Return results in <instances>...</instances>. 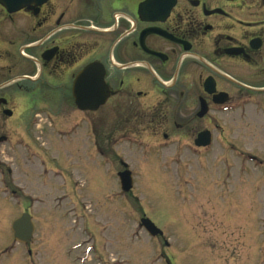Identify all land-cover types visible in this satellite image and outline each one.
<instances>
[{"label":"rangeland","instance_id":"rangeland-1","mask_svg":"<svg viewBox=\"0 0 264 264\" xmlns=\"http://www.w3.org/2000/svg\"><path fill=\"white\" fill-rule=\"evenodd\" d=\"M127 109H101L93 127L85 114L62 146L46 123L0 121V264H264V169L239 168L230 148L264 160V126L227 124L229 143L193 153L191 130L205 126L151 130L126 123ZM122 162L133 177L128 194ZM25 212L35 234L21 246L10 224ZM142 214L163 238L139 228Z\"/></svg>","mask_w":264,"mask_h":264},{"label":"flooded vegetation","instance_id":"flooded-vegetation-1","mask_svg":"<svg viewBox=\"0 0 264 264\" xmlns=\"http://www.w3.org/2000/svg\"><path fill=\"white\" fill-rule=\"evenodd\" d=\"M121 106L151 130L205 126L191 130L198 153L229 143L227 124L264 126V0H0L1 122L46 123L62 146L67 126ZM202 132L210 144L197 148ZM230 148L239 168L264 167Z\"/></svg>","mask_w":264,"mask_h":264},{"label":"water","instance_id":"water-1","mask_svg":"<svg viewBox=\"0 0 264 264\" xmlns=\"http://www.w3.org/2000/svg\"><path fill=\"white\" fill-rule=\"evenodd\" d=\"M101 104V103H99ZM99 104L96 105V107L93 108V110H96L99 106ZM199 141L202 142L203 145L207 144V137L206 134H201L199 136ZM119 180L121 182V188L124 192H128L132 188V178L129 172H123L119 175ZM142 226L145 228V230L151 235L156 236L160 234V231L147 219H143L141 221ZM11 230L14 234V238L17 243L25 244L30 241L33 232H34V225L31 222V219L28 214L22 215L21 218L15 220L11 225Z\"/></svg>","mask_w":264,"mask_h":264}]
</instances>
